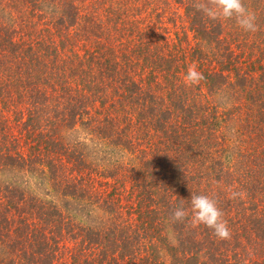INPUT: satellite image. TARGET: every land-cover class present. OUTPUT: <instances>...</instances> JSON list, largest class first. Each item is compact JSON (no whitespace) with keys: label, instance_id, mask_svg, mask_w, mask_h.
<instances>
[{"label":"trees","instance_id":"trees-1","mask_svg":"<svg viewBox=\"0 0 264 264\" xmlns=\"http://www.w3.org/2000/svg\"><path fill=\"white\" fill-rule=\"evenodd\" d=\"M194 2L0 0V112L65 159L15 152L0 120V264H264V0L255 33ZM201 194L230 240L189 222Z\"/></svg>","mask_w":264,"mask_h":264},{"label":"clouds","instance_id":"clouds-1","mask_svg":"<svg viewBox=\"0 0 264 264\" xmlns=\"http://www.w3.org/2000/svg\"><path fill=\"white\" fill-rule=\"evenodd\" d=\"M193 8L212 21H235L236 25L245 33L259 31L256 15L245 5L244 0H195ZM184 79L191 85H197L204 77L195 67H190ZM241 195L242 193L232 192L231 198L236 199ZM188 217L189 213L181 205L173 210L170 219L173 222H184ZM189 222L193 226H206L221 241L231 239L232 233L228 222L224 219L222 210L218 207L217 201L208 195L191 196Z\"/></svg>","mask_w":264,"mask_h":264},{"label":"rangeland","instance_id":"rangeland-1","mask_svg":"<svg viewBox=\"0 0 264 264\" xmlns=\"http://www.w3.org/2000/svg\"><path fill=\"white\" fill-rule=\"evenodd\" d=\"M183 12V10H182ZM184 13V12H183ZM28 16L29 14H26V20L28 21ZM187 26V23H183V22H178L177 25V30H171L172 32V37H175L173 32H178L179 33V37L183 38V40L186 39V37L188 38V41L192 44V46H196L198 44V39H195L193 33H191L189 30H186L187 28H183V26ZM177 37V36H176ZM179 39V38H178ZM74 45V44H72ZM73 49H76V47H72ZM9 107V106H6ZM18 114H14L13 112L9 111V110H5L3 109V111L0 112V120L3 122V124L5 125V130L7 132V135L9 137L10 140V147L14 146V151H20V152H24V153H30V148L31 146L34 147L35 143L38 141L35 139L34 136H29V134L27 133V131L25 130V128L19 124L18 122ZM3 125H0V133H3V130H1V127ZM79 129H81V127L78 126ZM69 135V133H67ZM80 134H76V135H72L71 138H73V136H75V138L77 136H79ZM82 138L84 137L83 134ZM34 138V139H33ZM37 147L35 149H38V153H40V151H42L41 153L43 155H46V151H44V144H43V140L39 141V145L37 142ZM52 152V153H51ZM51 152H49L44 159L48 160V159H55L58 158V160L60 161V158L62 159V162L65 160L63 157V153H59L58 150H54L51 149ZM132 158L131 155H127L125 156V161H130ZM64 159V160H63ZM35 180H38V175H35ZM99 184L98 183H94V185H96L97 187H99L98 190H100L101 193H104V196H107L108 193L112 192L110 191V186L108 185H104V179L103 177H99ZM129 181V179H127L125 176L123 178H121L122 182V187H123V192L120 190H115L114 191V198L118 201V203L120 205H136V200L134 198V196L131 193V188L129 185H127V182ZM51 182H49V187L50 189H52ZM120 197V198H119ZM121 199V200H120ZM113 202V201H112ZM116 202V201H115ZM113 202V203H115ZM63 241L66 243V248L62 249V253H64L65 258H67L69 255H71L72 253L76 252L75 246L77 244V239L74 240L73 236H67L63 239Z\"/></svg>","mask_w":264,"mask_h":264}]
</instances>
